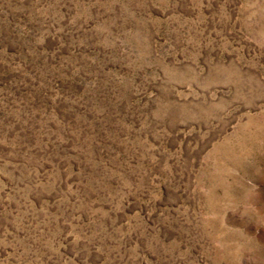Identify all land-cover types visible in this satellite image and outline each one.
<instances>
[{
	"label": "rangeland",
	"instance_id": "374dc122",
	"mask_svg": "<svg viewBox=\"0 0 264 264\" xmlns=\"http://www.w3.org/2000/svg\"><path fill=\"white\" fill-rule=\"evenodd\" d=\"M0 264H264V0H0Z\"/></svg>",
	"mask_w": 264,
	"mask_h": 264
}]
</instances>
